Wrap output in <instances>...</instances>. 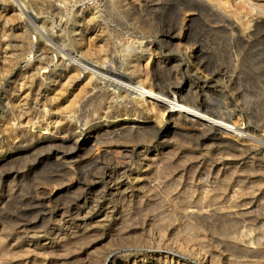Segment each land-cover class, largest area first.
<instances>
[{"label":"bare ground","instance_id":"bare-ground-1","mask_svg":"<svg viewBox=\"0 0 264 264\" xmlns=\"http://www.w3.org/2000/svg\"><path fill=\"white\" fill-rule=\"evenodd\" d=\"M118 1L124 2L123 8L119 7L121 12L128 9V4L137 3L136 0ZM187 6L192 10V17L209 11L215 19L210 22L212 28L229 32L238 47L253 48L247 55L256 64L264 61V45L260 43L264 36H256L264 30V0H188ZM73 19L74 26L69 33L75 34L80 29L85 37L91 25L80 17ZM28 21L33 25L37 22L32 16ZM125 27L138 28L129 24ZM182 28L162 31L148 40L147 45L153 48L148 54V48L136 45L144 42L146 32L127 39L121 50L126 52L119 55L104 46L86 48L84 38L80 42L71 39L81 53H67L70 60L78 62L75 70L79 75L88 70L91 80L98 78L89 82L92 87L83 89L84 95L77 101L78 116L73 118L81 120V124L61 121L50 127L52 123L44 119L57 107L54 104L44 115L35 113L23 118L9 91L1 92L0 121L5 119V122L0 125L3 134L0 137V264H192L174 252L153 250L141 252L133 260L131 252L127 259L122 256L102 259L100 251L80 257L87 250L86 240L92 229L103 224L95 220L94 214L111 216L106 197L126 199L135 189L134 182L140 178L133 177L137 169L132 165L148 166L159 185L167 190L172 188L175 175L180 172L169 170L174 163L173 149L183 143L184 132L202 140L194 146L200 154L209 150L207 146L211 142L212 146L223 145L233 158L227 162L230 167L219 183L210 184L213 187L204 204L176 205L184 214L180 217L186 234L188 230H195L188 237L189 242H195L183 248L196 256L197 264H264V190L258 192L252 179L253 169L264 172V95L258 100L261 108L254 114L250 110L242 112L235 97L231 99L233 109L228 106L220 109L210 95L212 88L220 82L227 88L243 84L244 74L240 69L244 62L237 56L231 69H211L203 57L202 47L184 43L190 36ZM142 29L146 31L148 27ZM19 37L25 40L24 34ZM57 45L61 49V45ZM170 45H174L180 55L168 53ZM39 47L49 49L45 44ZM30 50H35L33 45ZM18 62L10 58V63ZM49 65L50 61L41 59L37 68ZM124 65H127L125 69ZM74 68L71 66L68 71L66 68L65 74ZM11 70L8 63H0V74ZM56 71L51 69L48 79H52ZM16 89L13 86L12 90ZM110 90H115L113 97L107 96ZM126 100L130 104H126ZM48 104L45 102L44 108ZM248 106L250 109L252 102ZM105 110L107 114L103 119L101 115ZM246 120L248 125L241 127ZM163 122L169 124L168 131H164L166 125L161 126ZM35 127L41 132L32 130ZM48 130L50 133L46 134ZM178 136L180 139L174 143ZM171 144L173 149L168 150ZM160 145L167 148L158 152ZM32 155H36L35 163L34 167H29L27 160ZM107 158H110L108 163ZM17 160H22V167L15 172L8 165ZM42 167L56 168L65 175L62 174L63 177L79 178L73 185H77L81 193L74 202L68 205L56 201L61 190L39 187L29 195L23 192L31 175L29 170L33 173ZM59 176L53 175L54 180L62 178ZM100 186L102 191L95 192ZM177 216L166 215L163 220ZM215 219H222L230 229L220 234L206 233V224H212ZM116 229L121 238H125L132 228L118 226ZM208 236L210 241L217 242V248L207 243ZM60 248L67 252L57 260L45 257L46 253H55ZM221 252L227 257L220 256Z\"/></svg>","mask_w":264,"mask_h":264},{"label":"rangeland","instance_id":"rangeland-1","mask_svg":"<svg viewBox=\"0 0 264 264\" xmlns=\"http://www.w3.org/2000/svg\"><path fill=\"white\" fill-rule=\"evenodd\" d=\"M136 2L128 4V9L121 12L119 7L123 8L121 4L124 2L119 3L118 0H0V15L3 14V17H0L2 35L0 63H8L12 67L11 72L0 74V94L5 89L9 91L12 102L17 104L18 112L24 115L23 118H26L28 114L44 115L54 104L57 107H54L44 119L52 123L50 127L58 125L61 121L81 124V120L73 118L78 116L79 102L77 101L84 95L83 89L92 87L89 82L98 81V78L95 76L91 80L88 70H83L80 75L75 70L74 67L78 65V62L74 59L70 60L67 53L72 51L78 55L81 53L71 43V39L80 42L84 38L83 46L86 48L93 49L94 46L95 49L104 46L110 50L109 52H117L119 55L126 52L125 49L123 52L121 50L127 39L135 35L142 36L143 32H146L147 37L143 39L144 42H137L136 45L148 48V54L153 51V48L147 45L148 40L157 37L162 31L183 27L182 29L190 36L189 39H184V43L187 45L196 43L195 45L202 47L203 57L210 63L211 69L217 71L221 67L231 69L237 56H241L244 62L240 69L244 74L243 84L227 88L220 82L212 88L210 95L220 105V109H226L227 106L233 109L234 100L231 99L235 97V103L241 105L242 112L249 110L253 114L258 112L261 108L258 100L264 95V61L256 64L251 60L247 53L253 48H242L240 45L238 47L236 43H233L229 32L212 28L210 22L215 19L209 11L198 12L192 17V10L187 6L188 0H136ZM31 16L37 20L36 25L28 21ZM74 17H80L91 25L89 29H86L85 37L80 34V29H77L75 34L69 33L70 27L74 26ZM126 24L136 25L138 28L129 30L125 27ZM77 27H79L78 24ZM142 27H148V29L145 31ZM261 33L256 36H264V30ZM21 34H24L25 40L19 37ZM11 39L14 41L11 42ZM260 43L264 45V39ZM42 44L47 45L49 49H39ZM57 44L61 45V49ZM32 45L35 48L33 51L30 50ZM167 52L180 55L174 45H170ZM10 58L19 62L16 65L12 64ZM262 58L264 59V55ZM41 59L50 61V65L38 70L37 64ZM71 66L74 70L65 74L66 68L68 71ZM126 66L124 65L123 69ZM46 69L47 71H44ZM51 69L57 71L52 79H48ZM23 73L25 75H22ZM13 86L17 89L12 90ZM39 89L40 94H38ZM114 92L115 90L108 91L107 96L113 97ZM45 102H49L46 108H44ZM249 102H252L250 109ZM126 104H130V101L126 100ZM9 107H12V103ZM10 112L12 113L11 110ZM106 112L105 110L101 118H106ZM4 122L5 119L0 121V125ZM165 125L164 122L161 124V126ZM247 125L246 120L241 127ZM32 130L41 132L39 127ZM168 130L169 124L164 131ZM82 132L84 133L85 129H82ZM49 133L50 130L46 132V134ZM2 136L3 134L0 133V137ZM182 137L183 143L180 146L175 145V149L172 148V144L168 146V150L173 149L174 158V163L169 170L172 169L173 172L180 170L175 175L176 181L172 188L167 190L162 184L159 185L154 171L148 166L140 168V166L132 165L131 167L137 169L133 177L140 178L139 181L134 182L135 189L128 193L130 196L126 199L118 196L106 197L111 207L109 214L111 216L94 214L95 220L103 224L92 229L86 240L85 249L87 250L80 257L85 256V253L100 251L102 259L106 257L110 259L113 256H122L127 259L128 253L131 252L130 259L133 260L141 252L147 253L153 250L162 253L174 252L176 256L186 258L189 263L197 264L196 256L183 248V246L189 248L195 242V240L188 241L189 235L195 230H188L186 234L185 225L181 223L180 217L184 214L176 205L204 204L209 190L216 185L220 177L223 178L226 168L230 167L227 162L232 160L233 156L227 153L231 151L222 148L223 145L213 144L212 146L211 142L210 146H207L209 150H204L200 154V151L194 147L197 141H202L200 138L189 132H184ZM178 139H180L179 136L174 143ZM163 147L165 146H157L158 152H162ZM152 149L154 150L155 147ZM35 158L36 155H32L27 160L29 167H34ZM109 160L110 158H107L105 162L108 163ZM8 166L17 172L22 167V160H17ZM32 171L29 170L31 175L23 189V192L28 195L31 192L34 193L35 188L39 187L49 191L61 190L62 194L56 201L69 205L81 193V190L76 188L77 185L76 187L73 185L79 179L78 177L73 178V175L63 177L65 175L62 172L58 173L53 167H42L33 173ZM255 171L256 169H253L255 175L252 179L254 187L260 192L264 190V172ZM200 173L204 175L201 177ZM55 174L62 178L54 180ZM200 177L202 182L199 181ZM102 188L100 186L95 192H100ZM166 215L178 216L163 220ZM118 226L132 229L125 234V238H121L116 229ZM228 229L230 228L222 219H215L212 224L207 223L205 226L208 234H220ZM209 237H207V243L217 248V242L210 241ZM66 252L60 248L55 253H46L45 257L49 256L57 260ZM223 254L221 252L220 256ZM224 257L227 256L224 254ZM224 257H222L223 261H226Z\"/></svg>","mask_w":264,"mask_h":264}]
</instances>
